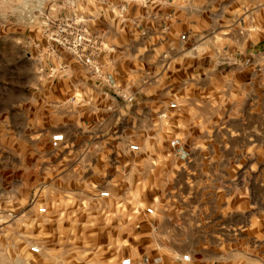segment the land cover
Here are the masks:
<instances>
[{
    "label": "rangeland",
    "instance_id": "obj_1",
    "mask_svg": "<svg viewBox=\"0 0 264 264\" xmlns=\"http://www.w3.org/2000/svg\"><path fill=\"white\" fill-rule=\"evenodd\" d=\"M101 1L0 0V109L33 98L40 84L66 87L73 81L70 74L81 76L84 68L92 75L71 53L48 42L42 23L46 17L76 13L91 16L96 24L103 19L106 34L124 33L117 32L123 23ZM61 98L69 95L61 91ZM237 102L202 107L199 117L206 122L196 143L235 154L204 156L213 160L199 161L190 174L158 187L110 185L114 161L102 164L101 155L94 154L79 163L82 147L75 164L70 141L52 146L57 130L28 144L15 137L24 118L17 116L11 124L0 116V264H118L122 257L139 254L142 246L180 248L183 254L219 246L221 260L254 264L264 259V95L254 90L247 104ZM36 147L44 152V170L37 169L41 158L28 150ZM54 160H60L57 170ZM104 189L110 191L107 198L100 196ZM132 200L141 219L153 224L150 233L138 232L133 228L137 220L123 217ZM41 206L47 211L40 212ZM148 207L153 214L145 213ZM34 245L40 252L32 251Z\"/></svg>",
    "mask_w": 264,
    "mask_h": 264
},
{
    "label": "crops",
    "instance_id": "obj_2",
    "mask_svg": "<svg viewBox=\"0 0 264 264\" xmlns=\"http://www.w3.org/2000/svg\"><path fill=\"white\" fill-rule=\"evenodd\" d=\"M135 8L131 16L141 20L138 25L131 20L118 23L122 34H106L103 19L90 23L104 29H99L102 71L134 94L133 102L112 99L108 84L84 68L81 76L70 74L73 81L66 87L38 85L36 96L19 106L11 102L0 109V116L11 124L23 117L15 137L28 144L38 135L62 131L61 146L70 141L69 157L75 164L82 147L79 163L92 160L94 154L101 155L102 164L114 161L110 185L170 186L174 176L190 174L199 161L213 160L204 156L235 154L231 149L196 146L206 122L199 113L204 106H237L239 99L247 104L254 90L264 95V0H173ZM183 32L189 35L186 43L180 40ZM61 91L67 92V100ZM131 143L140 148L130 149ZM28 150L41 158L37 169L44 170V152L38 147ZM59 168L60 160H54L52 169ZM123 211V217L137 220L133 228L138 232L154 229L149 218L141 219L135 200ZM164 249L142 246L139 254L130 256L131 264H236L233 257L220 259L219 246L193 248L189 260L182 258L180 248ZM254 264H264V259Z\"/></svg>",
    "mask_w": 264,
    "mask_h": 264
},
{
    "label": "built area",
    "instance_id": "obj_3",
    "mask_svg": "<svg viewBox=\"0 0 264 264\" xmlns=\"http://www.w3.org/2000/svg\"><path fill=\"white\" fill-rule=\"evenodd\" d=\"M173 0H102L101 3L105 4L113 18L124 23L131 20L135 25L140 22V16H131L132 8L141 6L148 7L150 4H164L170 3ZM91 16H82L76 13L63 14L56 18L46 17L42 23V32L45 38L52 45L59 46L67 50L71 55L81 62L86 69L94 75L97 79L105 82L109 86L108 94L112 99H120L126 103L134 101V94L128 92L119 84L115 79L102 71L99 62V56L103 50V33L102 31L92 29L90 27ZM145 33V30H143ZM189 35L186 32L180 34L182 43H186ZM65 139L62 131H56L51 136V144L54 148H59ZM129 148L138 150L140 145L131 143ZM100 196L107 198L110 196V191L104 189L100 192ZM40 212H46L47 206H41ZM147 211L153 213L154 209L148 207ZM33 252H40V246L34 245L31 247ZM182 258L185 260L190 259L189 253H184ZM122 264H131L132 258L126 256L122 259Z\"/></svg>",
    "mask_w": 264,
    "mask_h": 264
}]
</instances>
